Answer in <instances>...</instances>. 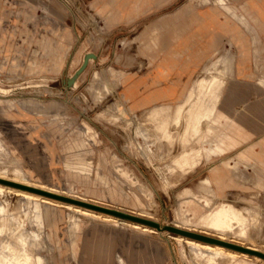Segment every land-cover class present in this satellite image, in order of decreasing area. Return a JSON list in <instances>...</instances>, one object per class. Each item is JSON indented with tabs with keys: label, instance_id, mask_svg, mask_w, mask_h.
<instances>
[{
	"label": "rangeland",
	"instance_id": "1",
	"mask_svg": "<svg viewBox=\"0 0 264 264\" xmlns=\"http://www.w3.org/2000/svg\"><path fill=\"white\" fill-rule=\"evenodd\" d=\"M96 1L0 0V264H118V257L126 264H264L260 166L239 165V185L207 194L201 179L232 153L207 158L202 151L200 163L182 172L172 162L186 151L181 126L170 127L172 141L157 137L149 108L132 111L121 94L122 75L149 68L143 48L152 29L167 30L169 14L212 6L232 14L215 0H145L141 12L108 25ZM114 1L103 2L110 8ZM247 1L225 7L243 16L241 29L264 50V26ZM118 4L131 8L134 1ZM6 46L22 62L47 61L55 49L61 66L15 68ZM250 61L246 77L264 78V52ZM199 93L197 87L183 106L201 112L195 130L207 125L212 103ZM100 249L103 263L94 259Z\"/></svg>",
	"mask_w": 264,
	"mask_h": 264
},
{
	"label": "crops",
	"instance_id": "2",
	"mask_svg": "<svg viewBox=\"0 0 264 264\" xmlns=\"http://www.w3.org/2000/svg\"><path fill=\"white\" fill-rule=\"evenodd\" d=\"M103 1L97 0L93 6L109 25L121 17L131 18L138 14L147 0H133L131 8L119 5L118 0L108 8ZM228 1L215 0L235 17L225 16L215 6L199 13L169 14L167 30H159L156 35L152 29L154 34L143 48L142 55L149 62V68L135 76L122 75L120 80L121 94L132 111L149 108L147 119L153 122L154 135L172 141L170 127L181 126L179 136L186 151L173 157L175 168L191 171L200 163L203 152L207 158L212 154L232 153L213 163L208 176L201 179V189L217 197L240 184L236 173L239 165H258L264 171V78L251 81L245 71L250 68L251 54L264 50L253 44L252 34L241 29L240 22L247 25L246 21L232 7L230 10L225 7ZM246 5L264 26V0H248ZM41 42L44 43V39ZM9 49L6 46L5 52L15 68L46 70L49 65L56 69L61 66V58L55 49H51L53 54L47 61L32 57L24 62L16 56L11 57ZM197 87L202 99L212 100L208 123L201 130L193 127L201 112L183 109ZM252 94L256 96L253 99L250 98ZM172 103L176 104L170 111ZM253 114L260 120L253 119ZM251 135L256 136L250 138ZM191 139L208 142L209 146L186 147ZM242 142L246 143L240 145ZM255 186H261L259 179ZM185 193L192 194V191L186 189ZM94 259L104 262L103 249ZM118 264H126L124 258L118 257Z\"/></svg>",
	"mask_w": 264,
	"mask_h": 264
},
{
	"label": "bare ground",
	"instance_id": "3",
	"mask_svg": "<svg viewBox=\"0 0 264 264\" xmlns=\"http://www.w3.org/2000/svg\"><path fill=\"white\" fill-rule=\"evenodd\" d=\"M2 177H6V176H2ZM9 179H11V177H9ZM18 179V180H17ZM12 180H15V181H18V182H22V180H19V178H16V177H14V179H12ZM24 183H26V182H24ZM1 184V183H0ZM26 184H29V183H26ZM32 184V183H31ZM35 186H39V185H35ZM6 187V186H5ZM9 187V186H8ZM41 187V186H40ZM1 188H3V185H0V189ZM42 188V187H41ZM43 188H44V186H43ZM13 189H15V188H13ZM12 189V190H13ZM49 189V188H48ZM19 190V189H18ZM47 190V189H46ZM53 190V189H52ZM24 191V190H23ZM58 192V191H57ZM56 192V193H57ZM23 194H24V196L25 197H28V198H33V197H36V195L35 194H32V193H28V192H22ZM22 194V195H23ZM38 194V193H37ZM66 194V193H65ZM39 195V194H38ZM41 195V194H40ZM67 195V194H66ZM43 196V195H42ZM41 196V197H42ZM69 196V195H68ZM49 198V197H48ZM36 199H37V197H36ZM82 199V198H81ZM44 200V199H43ZM56 200V199H55ZM49 201V200H48ZM88 201V200H87ZM50 202H51V200H50ZM53 202V201H52ZM57 201H55V203H56ZM57 204V203H56ZM60 205V204H59ZM74 205V204H73ZM63 206V205H62ZM71 208V207H70ZM81 208V207H80ZM80 208H79V210H80ZM77 210V209H76ZM91 210V209H90ZM1 211V210H0ZM111 219V218H110ZM115 220H117V219H115ZM127 222V221H126ZM132 222V221H131ZM134 223V222H133ZM136 223V222H135ZM130 224V223H129ZM144 225V224H143ZM177 226V225H176ZM146 227H148V226H146ZM155 228V227H154ZM187 229V228H186ZM167 231V230H166ZM175 235V234H174ZM212 235V234H211ZM217 237V236H216ZM192 239H194V238H192ZM192 239H189V237H188V239H186L188 242H190V243H194V244H197V245H200V246H204V247H209V248H218V249H224V247H221V246H217V245H211V244H208V243H201L200 242V240L199 241H195V240H192ZM225 239V238H224ZM226 240V239H225ZM230 241V240H229ZM235 242V241H234ZM240 244H242V243H240ZM242 245H244V244H242ZM226 248V247H225ZM230 249V248H229ZM225 250H227V249H225ZM227 251H229V252H232V253H237V251H231V250H227ZM238 253H241V252H239L238 251ZM248 253H246V255H247ZM256 256V255H255ZM258 257V256H257ZM260 258V257H259ZM261 259V258H260ZM4 260H5V258H4Z\"/></svg>",
	"mask_w": 264,
	"mask_h": 264
}]
</instances>
